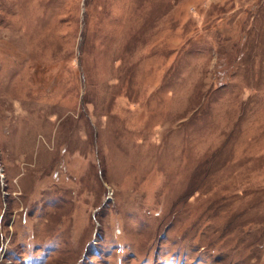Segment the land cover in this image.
Masks as SVG:
<instances>
[{"label": "rangeland", "instance_id": "rangeland-1", "mask_svg": "<svg viewBox=\"0 0 264 264\" xmlns=\"http://www.w3.org/2000/svg\"><path fill=\"white\" fill-rule=\"evenodd\" d=\"M0 264H264V0H0Z\"/></svg>", "mask_w": 264, "mask_h": 264}]
</instances>
